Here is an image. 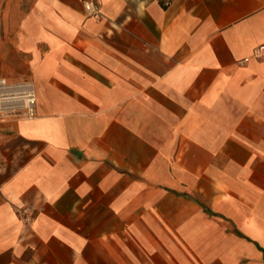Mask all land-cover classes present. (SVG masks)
Here are the masks:
<instances>
[{
  "label": "crops",
  "instance_id": "1",
  "mask_svg": "<svg viewBox=\"0 0 264 264\" xmlns=\"http://www.w3.org/2000/svg\"><path fill=\"white\" fill-rule=\"evenodd\" d=\"M0 0V264H264V0Z\"/></svg>",
  "mask_w": 264,
  "mask_h": 264
},
{
  "label": "built area",
  "instance_id": "2",
  "mask_svg": "<svg viewBox=\"0 0 264 264\" xmlns=\"http://www.w3.org/2000/svg\"><path fill=\"white\" fill-rule=\"evenodd\" d=\"M87 13L101 17L100 0H84ZM251 57L264 59V43L258 45L251 56L242 59L247 62ZM38 114V98L36 85L31 77L18 79L0 74V119H31Z\"/></svg>",
  "mask_w": 264,
  "mask_h": 264
}]
</instances>
